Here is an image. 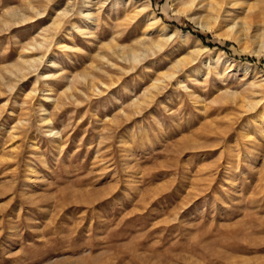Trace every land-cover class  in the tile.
I'll list each match as a JSON object with an SVG mask.
<instances>
[{
	"label": "rangeland",
	"instance_id": "1",
	"mask_svg": "<svg viewBox=\"0 0 264 264\" xmlns=\"http://www.w3.org/2000/svg\"><path fill=\"white\" fill-rule=\"evenodd\" d=\"M187 1L0 0V264H264V0Z\"/></svg>",
	"mask_w": 264,
	"mask_h": 264
},
{
	"label": "bare ground",
	"instance_id": "2",
	"mask_svg": "<svg viewBox=\"0 0 264 264\" xmlns=\"http://www.w3.org/2000/svg\"><path fill=\"white\" fill-rule=\"evenodd\" d=\"M199 1L200 0H189L186 3H184L183 7L178 11L179 12H186V11L190 10L194 5H196V2L198 5L200 3ZM224 2H225V0H219V1H212L210 3L211 11H213L216 15L214 18H212V20L214 22L216 21V19L221 18V12H224V10H225L223 7V6H225V5H223ZM236 5H237V1H234V0H228V2L226 3V6H228L227 7L228 9H231V7H234ZM248 10H249V12H247V14L244 16V18L241 22L242 30L249 31L251 28V23H253V22H261L262 24H264V11L257 12L251 6L248 7ZM157 18L159 19V17H157ZM163 28H164V30L167 29L165 26H163ZM229 28H231V27H229ZM237 39H239V38H237ZM205 49H207V48H205ZM244 66L247 67V65H244Z\"/></svg>",
	"mask_w": 264,
	"mask_h": 264
}]
</instances>
